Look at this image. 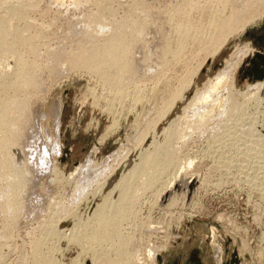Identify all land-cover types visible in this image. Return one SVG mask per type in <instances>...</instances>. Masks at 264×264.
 <instances>
[{"label":"rangeland","instance_id":"1","mask_svg":"<svg viewBox=\"0 0 264 264\" xmlns=\"http://www.w3.org/2000/svg\"><path fill=\"white\" fill-rule=\"evenodd\" d=\"M4 1L0 0V21H6H3L4 26L6 25L5 29L8 26H11V32L13 34H10L12 35L11 37L7 32L4 38L7 43L5 41L3 42L5 44H8V42H13V44L15 45V49H18L16 52L20 54L23 60H26L28 62V66L26 67V69L28 71H30L29 69H31V71L34 70V73H37L39 75L42 83L41 86L43 87V89L41 86V88H33L34 91H36L35 93H33V90V92H31L33 93V95L29 100V106L30 109H33L34 114L36 113V111L39 112L36 113L37 115L40 114V112H45L46 118L43 121V127L48 128L50 132L52 131V134L54 133V128L50 120L52 118L53 108L60 105L59 141L62 151H64L65 153L63 152L59 160L56 162L58 169L61 170V173L58 174L60 176L54 178V176L51 175L48 171H44L38 173L37 176L34 175V180H32L31 177V181L28 180L20 196L23 207L20 208L17 213H15L13 219H10L9 217L11 228L6 225L7 223H5V225H1L2 223L0 222V232L4 229L3 232L5 233V235H7H4L5 237L0 238V248H2V246L5 244V246L0 249V260L1 258L3 259L4 256H6V258L3 260L4 263L2 261L0 262V264H74L75 261H78V263L76 262L77 264H92L93 255L95 257L100 255V259H97L95 261V264H106L105 260L107 259L112 260V263H117L115 259L117 255L113 251L114 249H112L113 246H111L110 244L108 246V244L106 243L111 241L112 239L101 231H98L99 233H96L94 229L90 230L89 228V225H91V227L93 225L89 222V217L91 216L90 213L92 212L91 210H93L96 203H100L101 200L105 196H107L105 195L107 191V194L110 193V188H112L113 183L116 180H113L110 185H104L105 180L103 177H95L93 178V181L97 179L95 181H98L97 183H93L92 181H90L92 183H86L84 181V184L83 180H81V176V178H78V183L80 182L83 186H86V184H93V186H87V190V188L83 186H79V188L74 186L75 183L73 181H76L77 176L72 180V178L68 176L69 173L78 164H83L88 158L95 160L97 164H99V161L102 160L100 163L102 164L104 159L119 150L120 154L118 151V156L121 157L122 160L116 155L115 157L117 158L113 157V159L111 158L110 160L106 161L107 165L110 164L112 160L117 161L114 163L112 162L113 164H110V166H112V168L116 166L114 172L116 179H118L125 171L127 172L134 163L139 161V157L137 154H139L140 149L143 151L145 147H147L146 145H148L149 149L146 148V151H149L151 153L154 148L156 149V146L159 142H164L165 133L163 131H165L166 127L170 125L174 127L175 123L180 128L183 125V127H185L187 122L184 123V121H188L192 118L193 115L191 114L192 112L189 108H187L186 110L182 109L185 108V106L188 104L191 98H193L192 96H194L196 92L202 90V87H205V84L208 82L209 78H212L216 73L223 69L225 60L227 58L229 59L230 54L232 55L233 53H235V49H241L242 45V48L248 47L247 49H250L251 53H248L244 56L234 72L233 83L235 85L234 87L237 89L229 94L225 90H221L222 92H220L223 97L225 96L223 102L227 100L225 104L222 103L225 107H222L225 109V111L223 109V117L220 116L223 114L222 109H220V112L218 109H216L215 112H212L213 114L211 115V120L209 115L205 120L207 123L204 121V125L202 124V127H195L198 130L191 129V133V130L189 131L187 129L184 134L185 136H189L184 137L183 141L185 142H183L181 146H176V151L173 154L175 155L176 159H174L176 160V162L172 163V166L170 165L169 169L168 166L165 167L167 168V170L163 169V171H160L159 168L161 177L159 175L158 176L160 179L163 178L165 180L167 175L169 177V173H172L171 171L175 170L176 166L178 165L177 162L180 164L183 163L185 159L188 160L190 158L192 161L194 160L192 165L190 166L191 168L189 167L186 171L187 175L185 174L186 176H184L185 178H187L188 176L192 177V179L190 180L191 185L186 192L187 199L185 201V205H181L180 203H178L173 207L166 206V203L169 199H167L166 202L159 201L158 204H156L154 202L153 195L154 186L150 187L149 191L148 188H142V190L140 188L141 186L139 183L145 178V175H143L144 173L141 171L142 173L137 172L138 174H135L136 176H133V179H130V186L132 185V187L130 188L131 193H134L136 191L138 195L135 200L136 203L134 202L132 205L128 206L130 207L129 214L119 215L115 213L113 223L115 222L121 225L120 227L122 228H120V233L123 231V234H121L124 237H130L132 240L134 239V243L136 244L135 247L137 249L134 247V251L136 252L133 251V254H135V256H132L133 260L130 261L131 264H152V261L150 260V262L147 258V249L149 248L156 250L155 254L157 253V255L154 259L155 264H216L219 256H221L222 254L221 250L217 246L212 245L210 240L208 239L209 228H213L215 229L216 233H223L226 236V241L222 243L223 253H225L226 247H229L231 243L234 242V248L236 249V252L237 248L240 249L239 246H241V243L245 242V248H247H244V251L248 252L246 253L242 250L240 254L241 264H264V190H262V188H264V126H261V123H263L264 121V111L262 112V108L264 109V88L260 92V99L262 100V105L261 103L260 105L262 107H260V105L252 100V97H250L251 95L248 96L247 94L244 96V88L247 85L262 81L264 80V78H262V80H249V77H244L243 75L244 68L250 65L249 60L250 58H252V55L256 52L264 54V14L252 21H249L242 32L236 33L229 37L223 47L216 54H214V56H208L207 59L204 60V62L201 64V67H199L200 69H198L197 72L195 71L196 73L193 75V80L191 79L192 81L190 82V84L188 86H184L183 81H187L188 79H190L189 75L194 72V70L202 60V57L204 56L203 51H199V45L196 46V44H193L194 48L193 46H188V49L186 47V49H183L184 51H182V54L179 53V55L176 56L177 59L174 57L172 59L167 58L163 60L164 55L162 56V53L164 52L163 50L165 49V46L169 42H166V35H168V33L171 32L173 28H175L174 25H176V23L173 22V20L178 22L179 20L184 21V19H189V23H186L190 24V27L191 25L197 27L199 26L200 30L206 24L207 20L205 14L201 13V11L197 12L196 9L194 11L192 10V12L190 10L189 12H187L188 9L186 8L184 12L182 11L183 13H180V10H182V5L180 4L182 0H86V2L85 0H82L83 3L81 2V0H79L80 3L78 2L76 5L72 0H23L21 3L19 2L20 0H18V2L9 0L11 1V3L8 4V0ZM139 1H143L144 5H142L141 3L140 5ZM204 1L205 0H201V3H204ZM12 2L13 4H16L13 5ZM178 3L180 5H178ZM6 7H9V9H7ZM174 9H177L179 11ZM8 12H10L11 14ZM6 13L10 15L8 16V14L6 15ZM95 13L99 15H96ZM12 14L13 17L15 16L14 19L13 17L12 19L10 18ZM202 14L203 16H201ZM93 15H95L94 17H96V19L99 18V22L103 24L106 23L105 26L108 27V29L104 27L105 30H103L104 25L101 24L103 32L101 28V32L99 28V32H97L98 30H95L97 27H99L100 23H98L97 21H95V23L97 24H93L94 22L91 23L90 26L92 27H90V32L94 30L96 32H94L95 36L97 37L96 39L95 36L94 38H92L95 40L98 39L100 41L99 43V41L96 42L94 40L97 44H101L103 42V39H105L106 36L108 37V35L112 33V31H108L109 27H112V25L117 22L125 24V27L129 29V31L126 32V30L128 29L125 28L126 30L124 31L126 34L124 35L132 42L130 55L132 58V67L135 68L133 71L135 73L132 72L133 75H131V73L130 76H127L128 82L126 83L128 85L125 83L118 88L115 85L113 86L112 84H110V82L105 84L107 81L105 82L102 77H98L95 73H89V71L86 69H74V66L70 65V62L66 61L63 56L65 52L71 49H75L76 45L82 46L80 49L83 50L87 49L84 48L83 45L87 46L88 44L90 45L94 43L93 40H90L91 36L86 35L84 30H82L84 21L89 20V18ZM177 16L180 17L178 18ZM7 21L12 22H9L10 24L7 25ZM92 24L94 25V27ZM13 27L18 30L20 38L17 35V30V33L13 31ZM8 28L6 29L7 31ZM97 33L102 35V37H100V35H96ZM20 34L23 38H21ZM24 35L28 37L24 38ZM6 37L8 39H6ZM14 39L19 44L17 42L15 43V41H13ZM30 42L31 44L29 45ZM16 44L18 45L16 46ZM31 45L35 48V51H32ZM197 50L199 51V54ZM148 51L150 52V54ZM252 51L256 52L254 53ZM0 52L1 67L5 66V70L11 71L13 68V60L15 61L17 53H5L3 50H0ZM48 53H52L50 55H53L54 53L56 54V56H51L49 58L50 55ZM67 53L72 52L69 51ZM189 55L191 58L188 57ZM151 56L153 57V60ZM147 57L150 60V62L148 63ZM165 61L168 62L166 63ZM33 63H35L34 67ZM183 69L186 71V73ZM136 70H139L138 73L136 72ZM147 73H149L150 75ZM3 75L4 73L0 72V77ZM184 77L187 79H185ZM180 83L183 84V89L181 91L183 93L181 94V96H179V98L177 97L176 100L173 101V105L171 106L172 108H169L164 116H161V118L158 120L157 118L159 114H157V111L159 113V111L162 110L161 107H167V105H163H165L166 103L168 104L169 97L171 96V91L172 94H174L175 91L179 89L181 85ZM108 84L109 86H107ZM169 84L171 85V87ZM169 87L171 88V90L167 89ZM237 90L240 92H238ZM13 92V89H4L3 94L11 95L13 94ZM115 92H117V94ZM225 94L227 96L229 95V99L226 98L227 96ZM134 99L137 101H134ZM231 100L241 103V107L243 106L242 108L245 111L242 112L240 109L239 112H232L233 114H231L230 112L229 114L232 119L228 117L229 114L227 113L229 112L230 107H228L227 105ZM245 100L247 101V103ZM111 102L113 103L111 104ZM260 109L261 112L259 111ZM181 111H184L187 115L184 116V112ZM248 112L251 114H249ZM225 114H227L228 116ZM152 115L154 117H152ZM178 115L182 118L180 119ZM213 115H215V117H213ZM216 115H219L222 118V121L221 118L219 117V119ZM185 117H187L188 120H185ZM212 117L214 119H212ZM173 118L175 121L173 122L174 125H172ZM208 119L210 121H208ZM228 119L231 121L228 122ZM259 119H261L262 121ZM179 120L181 121V123ZM217 120L220 123L222 122L223 125L227 121L226 125H224L226 127L228 125L227 128L225 127L226 130H224L223 125L219 124ZM143 121L145 122V125ZM149 122L150 127L152 128L149 127ZM152 122L154 124L155 122H157V124L151 125ZM217 122L220 128L218 127ZM250 122H253L254 125L252 123L251 125L256 126V128L251 126ZM255 122H257V125H255ZM179 123L180 125H178ZM141 124L144 126H142ZM212 125H216L221 132H218L217 134L218 128L215 127V129H213L214 126L213 128H211ZM142 127L145 129H143ZM146 127L147 129L150 128V130H147ZM208 127L211 128L215 134L211 129H208ZM221 127H223V129ZM252 128H255L254 134H256L258 131L257 135L260 134L263 138H260V135L257 136L252 134ZM221 129L223 130V132ZM199 130H204L206 131V133L204 132L205 134H203V132L201 131L202 133L200 134ZM237 130L238 132H236ZM246 130H248V132ZM144 131L149 133H146V138L145 133H143ZM229 131L231 135L233 134L232 136L228 134ZM246 132L248 135L246 134ZM136 133L139 135V137ZM156 133L159 134L157 135ZM219 134L223 141L221 140V138L219 139ZM226 134H228V137L226 136ZM151 135L153 137L152 139H154L156 143H154L153 140L151 141ZM205 135H208L207 138ZM229 135L233 138L229 137ZM135 136L138 137V140L144 136L145 139H143L144 141L142 140L143 143L138 142V145H136L135 141L137 139ZM155 138H157V140ZM131 140H133L134 142ZM149 141L150 143L152 142L151 145H149ZM160 143L159 145L161 146L162 143ZM141 145L143 148L140 147ZM259 145L261 146V148H257L260 147ZM244 146H248L247 148L250 147L251 149L247 150V148H245ZM31 147L32 144L29 147V150ZM94 147L96 148L94 149ZM120 147L123 148L124 151H121L122 149L120 150ZM158 147L159 146H157V148ZM211 147H213V149ZM127 148L129 149V153L127 151ZM253 148L254 150L252 151ZM158 150L162 151V146L158 148ZM258 151H260L261 153ZM221 152H224L225 154L223 153V155ZM125 153L128 154L126 155ZM230 154L232 155V157ZM260 155L262 158L260 157ZM221 156L227 157H224L225 159H223ZM123 157L125 160L123 159ZM217 157H221L220 159L222 160L218 159ZM226 159L227 162L228 160L230 162L225 166V164L227 163ZM133 160L134 163H132ZM221 162L226 163L223 166V163ZM173 166L175 168H173ZM158 167L159 165L155 168L157 169ZM225 168H227V170H225ZM146 169L148 173L152 172V174H154V171H152L149 165L146 166ZM163 174L165 175V177ZM64 176H67V180L62 179ZM106 178H111L110 173L108 174V176H106ZM57 180L59 181L57 182ZM102 181H104L103 184H101ZM98 184L101 187H98ZM258 186L259 188H261L259 189ZM90 187H92L91 190ZM82 188H85L86 191H83ZM96 188L100 193L96 192ZM133 188L135 190L134 192ZM93 189H95L96 191L92 192L94 191ZM105 189L108 190L106 191ZM139 189L140 191H138ZM80 190L82 191V196H85H83L82 199L78 198L79 196L82 197L80 194L81 192L78 193ZM176 190L178 193L182 192L181 188H178ZM75 194L79 196L77 197V195ZM113 195L115 194L113 193ZM75 196L77 199L74 198ZM177 197L179 198L180 195H178ZM113 198H115V196H113ZM74 199H76L77 201H74ZM48 201H50V203L59 202V204L62 203V205L64 204V206L70 205L69 207H67V209L69 208L68 211L71 212L72 216L76 212V215H74L76 218L78 216V218L80 219V217L82 216L77 224H79L80 221L83 222L86 217L87 220H85L83 223H89L83 224L81 222L84 226L80 223L79 225H82L81 228L79 226L81 232L77 231L76 233L75 230L78 229L76 227L77 224H73V226L76 227L75 229L74 227L71 228L72 222L74 221L73 218L69 217L68 220H65L64 217L66 216H64V214L62 213H59V215L62 214L60 217L58 215V212L56 213L54 209V211H49L50 215L48 211L43 214V209L46 207ZM80 201H82V204L79 203ZM75 203L79 204L77 205ZM74 205H76V208L77 206L80 207L76 209L74 208ZM74 209H76L75 213L73 212ZM52 214H54L53 217L51 216ZM46 215L48 217H46ZM57 218L63 220H60V222L58 223L57 221L59 220H57ZM47 219H49L50 223H53L55 220H57L51 225H54L55 223L58 224L57 226L59 231H62L59 233V236L58 233H54L55 235L52 233L49 234V236L45 234V229H43V227L46 228L47 226H50V223H48ZM1 226L5 228H2ZM63 227H65V229H63ZM69 228L70 230L74 229L72 230L74 234L69 230ZM42 229L44 231H41ZM63 231H65V233H63ZM82 232H84V234ZM78 233L80 235L83 234L82 237H84V240L89 238L90 240H93V242L89 241V239L85 240V242H82L84 240ZM205 234L207 236H205ZM46 235L48 236V238L46 237ZM70 236L72 237V240L75 237L74 241L79 240L81 246H79V241L77 244L74 241H72L71 243L68 242V239L69 241L71 240ZM6 237H11L9 239V242H7L8 239ZM41 237H43L45 240ZM63 237L67 239L63 240ZM78 237L81 239H79ZM30 238L33 239V242L38 239L40 240V243L43 241L41 243V245L43 246L39 244V249L34 250L33 244L31 243L32 239ZM59 238L60 242L58 241ZM98 238H100L99 242L94 241ZM86 241L88 242L86 243ZM89 242L92 244H89ZM89 246L90 248H88ZM80 247L82 248V250ZM84 247L86 249H84ZM58 249L60 250V252ZM115 249L118 251L119 249H121V246L115 245ZM136 256L137 259L135 258ZM258 257H260V259ZM75 258H77V260Z\"/></svg>","mask_w":264,"mask_h":264},{"label":"bare ground","instance_id":"2","mask_svg":"<svg viewBox=\"0 0 264 264\" xmlns=\"http://www.w3.org/2000/svg\"><path fill=\"white\" fill-rule=\"evenodd\" d=\"M2 1V0H1ZM4 1V0H3ZM9 1V0H8ZM12 1V0H11ZM11 1L7 2L8 3H11ZM15 2H18V0H14ZM23 0H20L19 2L21 3ZM73 3L76 5L79 0H72ZM84 1V0H83ZM88 1V0H87ZM137 1V0H136ZM5 2V1H4ZM82 2V0H81ZM86 2V0H85ZM1 3V2H0ZM18 3V4H20ZM80 3V2H79ZM83 3V2H82ZM142 4L144 5V2L142 1H139V4ZM6 4V3H5ZM13 4V2H12ZM16 4V3H15ZM13 4V5H15ZM140 4V5H141ZM182 6V10H180V13L187 8L189 12V10L192 12V10L194 11L195 9L197 10V12H200L201 13H204L205 16H206V24L202 27V29L200 30L199 26H192L190 27V24H187L189 23L188 20L189 19H184V21H180L178 18L180 17H176L179 21H174L176 23L175 28H173V30H171V32L168 33V35H166V42L167 45L165 46V49L163 50L164 52L162 53V57L163 60L165 59H172V58H176L177 55H179V53L182 54V51H184L183 49H188V46L192 47L193 44H196L199 45V48L200 49L199 51H203V54L204 56L202 57V60L200 61V63L198 64V66L196 67V69L194 70V72L189 75L190 79H188L187 81H183V84L184 86H188L190 84V82L193 80L192 77L193 75L197 72L198 69H200L199 67H201V64L204 62L205 59H207L208 56H214V54H216L222 47L223 45L226 43V41L228 40L229 37H231L232 35L236 34V33H239V32H242L244 27L247 25V23L249 21H252L258 17H260L261 15L264 14V0H205L204 3H201V0H182V2L180 3ZM178 3V5H180ZM7 6V5H6ZM27 6V5H26ZM33 7V5H32ZM31 7V8H32ZM180 7V6H179ZM178 7V8H179ZM4 8V7H3ZM7 9H9V7H6ZM137 8V7H136ZM176 8V7H174ZM180 9V8H179ZM174 10H177V9H174ZM13 11V10H12ZM179 11V10H177ZM176 11V13H177ZM20 12V11H19ZM182 12V13H183ZM190 12V13H191ZM10 13V12H8ZM6 13V15L8 14ZM97 13V12H96ZM95 13V14H96ZM196 13V11H195ZM11 14V13H10ZM8 14V16L10 15ZM21 14V13H20ZM101 14V13H100ZM103 14V13H102ZM186 14V13H185ZM188 14V13H187ZM4 15V14H3ZM16 15V14H15ZM96 15H99V14H96ZM183 15V14H181ZM17 16V15H16ZM22 16V15H20ZM95 15H93L92 17L89 18V20H85L84 21V25L82 27V30H84V32L86 33V35L88 36H91V39L90 40H93L94 43L92 44H88L87 46H84V48H87V49H83L81 50L80 48L82 46L80 45H76L75 49H71L69 50L70 52L72 53H67L65 52L63 54L64 58L66 59V61H69L70 62V65L74 66V69L77 70L78 69H86L89 71V73H95L98 77H102L103 80H105V84H107L108 82H110V84H112L113 86L115 85L116 87L119 88V86H122L124 85L126 82H128V75L130 76V74L132 72H134L133 70L135 69L134 67H132V58H131V53H130V48H132V42L131 40H129L127 37H125L124 34L126 29L125 27V24L123 23H115L112 25V27H109V30L108 31H112V33L110 35H108V37L106 36L105 39H103V42L101 44H97L95 43V41H99L98 39L95 40L97 37L95 36V31L100 30V28L102 27L101 22H99V18L96 19V17H94ZM200 16V15H199ZM203 16V14L201 15ZM13 17V14L10 16V18L12 19ZM99 17V16H97ZM102 17V15H101ZM100 17V18H101ZM187 17V16H186ZM194 17V16H193ZM2 18V17H1ZM15 18V16L13 17V19ZM188 18V17H187ZM201 18V17H200ZM9 20V18H8ZM20 20V19H19ZM171 20V19H170ZM194 20V19H193ZM4 21V20H3ZM3 21L1 20L0 21V50H3L5 53H10V54H15L17 53L15 49V45L13 44V42L9 43L8 44H5L3 41L7 32L9 33L8 35L12 37V35L10 34H13L11 32V26L8 28V31L5 29L6 25L4 26V23ZM95 21H97L98 23H100L99 27L96 28V30L94 31H91L90 32V26L91 23L93 24H97L95 23ZM6 22V21H4ZM7 25L10 24L12 21H7ZM10 22V23H9ZM20 22V21H19ZM26 22V21H25ZM171 22V21H170ZM187 22V23H186ZM193 22V21H192ZM203 22V21H202ZM201 23V22H199ZM92 24V25H93ZM194 24V23H193ZM16 25V23H15ZM97 25V26H98ZM103 28L106 27V29H108L105 24H103ZM94 27V25H93ZM171 27V26H170ZM14 28V27H13ZM126 28V29H125ZM141 28V27H140ZM172 28V27H171ZM10 29V30H9ZM15 29V30H14ZM13 31L16 32V28H14ZM19 29V28H18ZM99 30L97 32H99ZM102 30V28H101ZM100 30V32H101ZM105 30V28L103 29ZM102 30V32H103ZM143 30V29H142ZM11 33H10V32ZM24 31V30H23ZM124 31V32H123ZM129 31L126 30V32ZM159 31V30H158ZM14 32V33H15ZM18 32V30H17ZM16 32V33H17ZM25 32V31H24ZM95 32V33H94ZM105 32V31H104ZM140 32V31H139ZM144 32V31H143ZM84 33V34H85ZM107 33V32H106ZM110 33V32H108ZM129 33V32H128ZM104 34V33H103ZM15 35V34H14ZM19 36V32L17 34ZM21 35V34H20ZM23 35V33H22ZM21 35V38H23ZM96 35H100V34H96ZM106 35V34H105ZM104 35V36H105ZM7 36V37H9ZM16 36V35H15ZM14 36V38H15ZM17 36V38H18ZM25 36V35H24ZM95 36V39H93ZM6 37V39H8ZM28 36H25L24 38H27ZM93 37V38H92ZM100 37H102V35H100ZM20 38V36H19ZM99 38V37H98ZM17 40V39H16ZM95 40V41H94ZM11 41V40H10ZM15 41V39L13 40ZM89 41V40H88ZM102 41V40H101ZM6 42V41H5ZM17 41H15L16 43ZM92 42V41H91ZM165 42V41H164ZM7 43V42H6ZM18 43V42H17ZM100 43V41H99ZM19 44V43H18ZM16 44V46L18 45ZM31 44V42L29 43V45ZM145 45V44H144ZM165 45V44H164ZM80 46V47H79ZM161 47V46H160ZM243 47V45H242ZM241 49H235V53H233L232 55L230 54V57L229 59L227 58L225 60V65L223 66V69H221L218 73H216L212 78H209L208 79V82L205 84V87H202V90H199L198 92H196L194 94V96H192L193 98H191V100L188 102V104L185 106L184 109L182 110H186L187 108H189L191 110V114L193 115L191 119L188 120L187 117H185L184 119L185 120H188V121H184L187 122L185 127L181 126V128L179 126L176 125L175 123V126L172 127L171 125L166 127L165 128V131H163L165 133V138H164V142L162 143L161 141V146H162V151L161 150H158V148H160L161 146H159L157 148L156 146V149L154 148L153 151H151V153L149 151H146L148 148V145H146L147 147H145V151L143 152L140 148V152L138 155V159L139 161L134 163V160L132 163H134L131 168H129V170L125 173H123L118 179H116L115 177V168H112V166H110V164H113L114 162H117V161H113L107 165L106 161L107 160H110L111 158L113 159V157H115L116 155L118 156V151L117 150L116 152H114L113 154L109 155L106 159L103 160L102 164L101 161H99L100 163L97 164L95 160L93 159H90L88 158L83 164H78L70 173H69V177L73 179H75V177L77 176V179L76 181H73L75 184L74 186L78 187H82L83 185L79 182L78 183V178H81L82 176V179L83 180V183L85 184L86 183H97L95 182L97 179H95V181H93V178L95 177H103L104 180H105V184H109L113 181V180H116L114 183H113V186L112 188H110V193L106 194L107 196H103L102 200L100 203H96V205L94 206L93 210H91L92 212L90 213L91 216L89 217V222L90 224H93L92 227L91 225H89L88 227L91 229H94L96 231V233H99L98 231H101L103 232L105 235H107L109 238H111L112 240L109 241V242H106L109 246V244L111 246H113L112 249H114L113 251L115 252V254L117 255L116 256V262L117 263H112V260L110 259H107L105 260L106 261V264H131L130 261L133 260L132 256L135 254H133V251L134 249L136 248L135 247V243H134V239L132 240L130 237H124L121 233H120V227L121 225L120 224H117V223H113V218H114V214L117 213L119 215H126V214H129V210H130V207H128L129 205H132L136 198H137V192L134 190L133 188V192L134 193H131V190L130 188L132 187V185L130 186V179H133V176L135 177L136 175L135 174H138L137 172H143L145 175V178L140 181V188L142 190V188L146 189L148 188V191H149V188L150 187H153L154 186V192H153V195H154V202L156 204H158L159 201H163V202H166L167 199L168 202L166 203V206H170V207H173L175 206L176 204L180 203L181 205H185V201L187 199V196H186V192L188 191L189 189V186L191 185V182L190 180L192 179V177L188 176L187 178H185L184 176H186V171L188 170V168L192 165L193 161L190 159H185V161L183 163H178L177 162V166L176 168L173 166V168H175L174 171H171L172 173H169L170 176L166 177V179L163 180L159 178L160 176V172H159V168H160V171H163V169H166L165 167L168 166V169L170 167V165L172 166V163L176 162V158H175V155H173L175 153V149H176V146H181L183 142V139L185 136V131H187V129L190 131L191 129H196L195 127H202V124L204 123V121L206 120V117L208 118V116L210 117V120H211V115L213 114L212 112L216 111V109L219 110L220 112V109H223L225 108L223 105L226 103V101L223 102V99L224 97L221 95L220 92H222L223 90H225L228 94L231 93L232 91H234L235 88L234 86V83H233V79H234V72L235 70L237 69L238 65L240 64L241 60L244 58V56L248 53H251L250 49H247V48H242ZM194 48V46H193ZM238 48V47H237ZM251 48V47H250ZM31 49L32 51L34 50L35 51V48L31 45ZM77 51V52H76ZM194 51V50H193ZM198 51V50H197ZM199 51H198V54H199ZM134 52V51H133ZM146 52V51H145ZM149 52V51H148ZM191 52V51H190ZM254 52V51H252ZM256 52V51H255ZM254 52V53H255ZM1 53V52H0ZM67 53V54H66ZM156 53V52H155ZM184 53V52H183ZM49 55L52 54V53H48ZM136 54V53H135ZM150 54V52H149ZM161 54V53H160ZM189 54V53H188ZM192 54V53H191ZM190 54V55H191ZM1 55V54H0ZM152 55V54H151ZM190 55L188 57H190ZM197 55V54H196ZM54 57L56 56V54L53 53V55H50V57ZM133 56V55H132ZM160 56V55H159ZM198 56V55H197ZM196 56V57H197ZM152 57V56H151ZM180 57V56H179ZM178 57V58H179ZM187 57V58H188ZM195 57V58H196ZM146 58V57H145ZM160 58V59H162ZM191 58V57H190ZM193 58V59H195ZM177 59V58H176ZM180 59V58H179ZM147 63L150 62V60L148 59L147 57ZM152 60H153V57H152ZM183 60V59H182ZM189 60V59H188ZM187 60V61H188ZM139 61V60H138ZM171 61V60H170ZM142 62V61H141ZM140 62V63H141ZM161 62V61H160ZM166 62V61H165ZM168 62V61H167ZM166 62V63H167ZM175 62V61H174ZM28 62L26 60H23V58L20 56V54L17 53L16 57H15V61L13 60V68L11 71L9 70H5L4 67H1V63H0V72L1 73H4L3 76L0 77V196H1V200H0V222L2 223L1 225H5V223H7L6 225H8L10 228H11V222L9 221V217L10 219H13L14 218V215L15 213H17V211L20 210V208L23 207V203H22V200L20 199V196L22 194V190L24 188V186H26L28 180L31 181V177H32V180H34V175L37 176L38 173H41V172H49L51 175L54 176V178H56L57 176H60L58 175L59 173H61V170L58 169L57 167V161L59 160L60 156L63 154L64 151H62V148H61V145H60V139H59V125H60V113H59V106L58 105L57 107L53 108V113H52V118H51V123L53 125V128H54V133L52 134L48 128L46 127H43V121L45 120L46 118V115H45V112H40V114H36V113H39L36 111V115L34 114V111L33 109H30V106H29V100L30 98L32 97L33 93H35L34 89L33 88H38L42 85L41 83V80L39 78V75L37 73H34V70L31 71V69H29L30 71H28L26 69V67L28 66L27 64ZM146 63V62H145ZM162 63V62H161ZM165 63V64H166ZM170 63V62H169ZM172 63V62H171ZM178 63V62H177ZM182 63V62H181ZM34 64L33 63V67H34ZM133 64H136V63H133ZM144 64V63H143ZM155 64V63H154ZM140 65V64H139ZM150 65V64H149ZM152 65V63H151ZM150 65V66H151ZM167 65V64H166ZM177 65V64H176ZM179 65V64H178ZM186 65V64H185ZM191 65V64H190ZM134 66V65H133ZM169 66V64H168ZM167 66V67H168ZM181 66V65H180ZM179 66V67H180ZM187 66V65H186ZM137 67V66H136ZM162 67V66H161ZM164 67V66H163ZM185 67V66H184ZM139 68V66H138ZM145 68V67H144ZM157 68V67H156ZM186 68V67H185ZM150 69V68H148ZM168 69V68H167ZM153 70V69H152ZM184 70V69H183ZM139 71V70H138ZM138 71L136 70V72L138 73ZM170 71V70H169ZM174 71V70H173ZM185 71V70H184ZM196 71V72H195ZM239 71V70H238ZM149 72V71H148ZM163 72V71H161ZM166 72V71H165ZM135 73V72H134ZM170 73V72H169ZM180 73V72H179ZM186 73V71H185ZM184 73V74H185ZM88 74V73H87ZM94 74V75H95ZM149 74V73H147ZM156 74V73H155ZM160 74V73H159ZM166 74V73H165ZM92 75V74H91ZM95 75V76H96ZM133 75V73L131 74ZM135 75V74H134ZM139 75V74H138ZM143 75V74H142ZM150 75V74H149ZM154 75V74H153ZM187 75V76H188ZM162 76V75H161ZM148 77V76H147ZM158 77V76H157ZM139 78V76H138ZM176 78V77H175ZM179 78V77H178ZM185 78V77H184ZM153 79V78H152ZM180 79V78H179ZM187 79V78H185ZM192 79V80H191ZM102 80V79H101ZM133 81V80H132ZM99 82V81H98ZM173 83V82H172ZM127 84V83H126ZM179 84V83H178ZM181 84V83H180ZM183 84L180 85L179 89L177 91H175L174 94H172V91H171V96L169 97V100H168V104L164 103L165 105L163 106H166V108H162L161 111H157V114L158 115V120L161 118V116H164V114L166 113V111L169 109V108H172L171 106L173 105V101L176 100V98L179 96H181V94L183 92L182 89H183ZM203 84V83H202ZM110 85V86H112ZM128 85V84H127ZM126 85V86H127ZM168 85V84H167ZM170 85V84H169ZM204 85V84H203ZM109 86V84L107 85ZM124 86V87H126ZM134 86H135V83H134ZM137 86V85H136ZM42 87V86H41ZM40 87V88H41ZM167 87V86H166ZM171 87V85H170ZM169 87V88H170ZM39 88V89H40ZM117 88V89H118ZM121 88V87H120ZM167 88L168 90H171V88L169 89ZM186 88V87H185ZM264 88V80L262 81H258V82H254L250 85H247L244 89V96L248 94L251 95L250 97H252V100L255 101L258 105H262V100L260 99V92L263 90ZM4 89H13V94L11 95H4L3 94V91ZM37 89V90H39ZM43 89V87H42ZM105 89V88H104ZM113 89V88H112ZM177 89V88H176ZM197 89V88H196ZM34 92H33V91ZM41 90V89H40ZM95 90V89H94ZM129 90V89H128ZM137 90V89H136ZM167 90V91H168ZM222 90V91H221ZM142 91V90H141ZM140 91V92H141ZM174 91V90H173ZM238 91V90H237ZM236 91V92H237ZM21 92V93H20ZM33 92V93H31ZM38 92V91H37ZM138 92V91H137ZM139 92V94H140ZM166 92V91H165ZM194 92V91H193ZM240 92V91H238ZM117 94V92H115ZM121 93V92H120ZM112 94V92H111ZM168 94V95H170ZM241 94V93H240ZM120 95V94H119ZM122 95V94H121ZM137 95V94H136ZM226 95V94H225ZM162 96V95H161ZM227 96V95H226ZM143 97V96H142ZM160 97V96H159ZM164 97V96H163ZM167 97V96H166ZM229 95L226 97L227 99ZM105 98V97H104ZM111 98V97H110ZM121 98V97H120ZM143 99V98H142ZM167 99V98H166ZM118 100V99H117ZM138 100V98H137ZM134 99V101H137ZM234 100V99H233ZM231 100L229 103H228V107H229V112H227L228 114L231 112V114L233 113H236V111H241L242 112H245L243 110V106L241 107V103H239L238 101L235 102ZM248 100V99H247ZM164 101V100H163ZM246 101V100H245ZM110 102V101H109ZM117 102V101H116ZM165 102V101H164ZM241 102V101H240ZM113 102H111L112 104ZM224 103V104H222ZM245 103V102H244ZM247 103V101H246ZM255 103V104H256ZM103 104V103H102ZM131 104V103H130ZM159 105V104H158ZM161 105V104H160ZM243 105V103H242ZM247 105V104H246ZM249 105V103H248ZM260 105V107H262ZM55 106V105H54ZM110 106V105H109ZM108 106V107H109ZM121 106V105H120ZM226 106V107H227ZM254 106V105H253ZM224 107V108H222ZM227 107V108H228ZM248 107V106H247ZM258 107V106H256ZM259 107V108H260ZM103 108V107H102ZM253 108V107H252ZM132 109V108H131ZM159 109V108H158ZM246 109V108H245ZM250 109V108H248ZM217 110V111H218ZM227 110V109H226ZM247 110V109H246ZM117 111V110H116ZM115 111V112H116ZM221 111V112H222ZM225 111V109H224ZM224 111L221 113L223 117L224 115ZM256 111V110H255ZM261 112V109L259 110ZM258 111V112H259ZM264 111V109L262 108V112ZM181 112H184V111H181ZM187 112V111H186ZM233 112V113H232ZM251 112V111H250ZM218 113V112H217ZM226 113V112H225ZM247 113V112H246ZM249 113V112H248ZM150 114V112H149ZM251 114V113H249ZM261 114V113H260ZM148 115V114H147ZM156 115V114H155ZM187 114H185L184 112V116H186ZM190 115V114H189ZM219 115H216L218 118L220 117ZM227 115V114H225ZM236 115V114H235ZM239 115V113H238ZM256 115V114H255ZM179 116V115H178ZM178 116H177V119H178ZM183 116V114H182ZM191 116V115H190ZM228 116V115H227ZM232 116V115H231ZM237 116V115H236ZM244 116V115H243ZM152 117H154L152 115ZM180 119L182 118L181 116H179ZM213 117H215V115H213ZM212 117V119H214ZM225 117V116H224ZM229 118L232 119V117H230V114L228 116ZM241 117V116H240ZM251 117V116H250ZM155 118V119H156ZM187 118V119H186ZM221 118V117H220ZM219 118V119H220ZM234 118V117H233ZM245 118V117H244ZM247 118V117H246ZM258 118V117H256ZM183 119V120H184ZM225 119V118H223ZM236 119V118H235ZM239 119V117H238ZM249 119V118H248ZM247 119V120H248ZM182 120V121H183ZM208 119V121H210ZM227 120V118H226ZM224 120V121H226ZM253 120V119H252ZM261 120V119H259ZM118 121V119H117ZM177 121V120H176ZM180 121V120H179ZM218 121V120H217ZM221 121H222V118H221ZM231 121L228 119V122ZM254 121V120H253ZM262 121V120H261ZM142 122V121H141ZM144 122V121H143ZM175 122L174 121V118L172 120V123ZM206 122V121H205ZM219 122V121H218ZM217 122V125L219 127V124L223 125L222 122L218 124ZM233 122V121H232ZM237 122V120H236ZM246 122V121H245ZM249 122V121H248ZM259 122V121H258ZM113 123V122H112ZM136 123V122H134ZM170 123V122H169ZM171 123V124H172ZM181 123V121H180ZM180 123L178 125H180ZM207 123V122H206ZM216 123V122H215ZM225 123V122H224ZM227 123V121H226ZM226 123L224 125H226ZM251 123L253 124V122H250V125ZM257 122H255V125ZM261 123V122H260ZM117 124V123H115ZM147 124V123H146ZM155 124H157V122H155ZM153 122L151 125H155ZM168 124V123H167ZM113 125V124H112ZM142 125V124H141ZM144 125H145V122H144ZM142 125V126H144ZM148 125V124H147ZM169 125V124H168ZM174 125V123L172 124ZM204 125V124H203ZM224 130H226L227 127L224 126ZM236 125V123H235ZM249 125V126H250ZM254 125V124H253ZM251 125V126H253ZM264 126V121L263 123H261V126ZM138 126V125H137ZM206 126V125H205ZM214 126V128H213ZM248 126V127H249ZM117 127V125H116ZM140 127V126H139ZM148 127V126H147ZM146 127V129H147ZM149 127H150V122H149ZM155 127V126H154ZM215 127H217L216 125H212L211 128L215 129ZM217 127V128H218ZM223 127H221L223 129ZM226 127V128H225ZM233 127V126H232ZM235 127V126H234ZM247 127V126H246ZM256 128V126H253ZM143 128V127H142ZM152 128V127H150ZM147 129V130H150ZM208 127V129H211ZM220 128V127H219ZM218 128V130H219ZM250 128V127H249ZM254 128V129H255ZM145 129V128H143ZM174 129V130H173ZM203 129V128H202ZM206 129V130H208ZM221 129V130H222ZM244 129V128H243ZM253 129V128H252ZM254 129L252 130V134H254ZM52 130V129H51ZM142 130V129H140ZM139 130V131H140ZM164 130V129H163ZM198 130V129H196ZM205 130V129H204ZM202 131L203 134L206 133V131ZM212 130V129H211ZM217 130V134L218 132L220 133L221 131ZM233 130V129H232ZM236 130V129H235ZM234 130V131H235ZM239 130V129H238ZM238 130L236 132H238ZM249 130V129H248ZM248 130H246L248 132ZM258 130V129H257ZM255 130V131H257ZM138 131V130H137ZM176 131V132H175ZM188 131V132H189ZM194 131V130H193ZM200 131V130H199ZM200 131V134L202 133ZM213 131V130H212ZM149 132V131H148ZM162 132V133H163ZM205 132V133H204ZM223 132V130H222ZM232 132V131H231ZM246 132V134H247ZM251 132V130H250ZM249 132V134H250ZM260 132V131H259ZM138 133V132H137ZM136 133V134H137ZM142 133V132H141ZM145 133V138H146V135L149 134L147 132H143ZM147 133V134H146ZM191 133H192V130H191ZM199 133V132H198ZM214 133V131H213ZM241 133V132H240ZM258 133V131H257ZM254 134V135H257ZM135 134V135H136ZM152 134V133H151ZM155 134V133H154ZM157 134V133H156ZM159 134V133H158ZM157 134V135H158ZM189 134V133H188ZM212 134V133H211ZM215 134V133H214ZM228 134H230V131L228 132ZM228 134H226V136L228 137ZM138 135V134H137ZM136 135V136H137ZM139 135H140V132H139ZM138 135V137H139ZM142 135V134H141ZM225 135V134H224ZM223 135V136H224ZM231 135V134H230ZM229 135V137H231ZM236 135V134H235ZM234 135V136H235ZM239 135V134H238ZM248 135V134H247ZM260 135V134H259ZM257 135V136H259ZM135 136V137H136ZM189 136V135H188ZM187 136V137H188ZM206 136V135H205ZM208 136V135H207ZM206 136V138H207ZM216 136V135H215ZM136 137V139L138 138ZM158 137V136H157ZM219 139L221 138L220 137V134H219ZM225 137V136H224ZM254 137V136H253ZM256 137V136H255ZM262 136L260 135V138ZM103 138V137H102ZM101 138V139H102ZM144 136L142 138H140L138 141L134 138V140H136L135 144L138 145L137 143L139 142H142L143 139H145ZM152 135H151V141L153 140L154 143H156L154 141V139H152ZM209 138V137H208ZM226 138V137H225ZM233 138V137H231ZM249 138V137H248ZM259 138V139H260ZM263 138V137H262ZM157 140V138H155ZM188 139V138H187ZM186 139V141H187ZM230 139V138H229ZM247 139V138H245ZM99 140V139H98ZM128 140V139H127ZM222 140V138H221ZM227 140V139H226ZM225 140V141H226ZM240 140V139H239ZM252 140V139H251ZM133 141V140H131ZM144 141V140H143ZM196 141V140H195ZM214 141V140H213ZM223 141V140H222ZM224 141V142H225ZM234 141V140H233ZM262 141V140H261ZM101 142V141H100ZM99 142V143H100ZM130 142V140H129ZM134 142V141H133ZM132 142V143H133ZM229 142V141H228ZM241 142V141H240ZM239 142V143H240ZM243 142V141H242ZM257 142V141H256ZM263 142V141H262ZM143 143V142H142ZM150 143V141L148 142ZM217 143V142H216ZM222 143V142H221ZM236 143V142H235ZM244 143V142H243ZM32 144V147L30 148L29 150V147L31 146ZM96 144V143H95ZM134 144V143H133ZM152 142L149 144L151 145ZM214 144V143H213ZM229 144V143H228ZM233 144V142H232ZM261 144V143H260ZM135 145V146H136ZM235 145V144H234ZM237 145V144H236ZM239 145V144H238ZM241 145V144H240ZM243 145V144H242ZM247 145V143H246ZM256 145V144H255ZM258 145V143H257ZM264 145V144H263ZM97 146V145H96ZM122 146V145H121ZM155 146V145H154ZM210 146V145H209ZM221 146V145H220ZM227 146V145H226ZM233 146V145H231ZM249 146V145H248ZM247 146V147H248ZM260 146V145H259ZM142 147V145L140 146ZM230 147V146H229ZM245 147V146H244ZM245 147V148H247ZM256 147V146H255ZM263 147V146H262ZM96 147H94L95 149ZM136 148V147H135ZM143 148V147H142ZM147 148V149H146ZM178 148V147H177ZM213 149V147H211ZM218 148V147H217ZM216 148V149H217ZM257 148H261L260 147H257ZM122 149V150H121ZM128 149V148H127ZM210 149V148H209ZM248 149H251L250 147L247 148ZM97 150V149H96ZM120 150L121 151H124L123 148L120 147ZM126 150V148H125ZM135 150V149H133ZM215 150V149H214ZM242 150V149H241ZM245 150V149H244ZM254 150V148L252 149V151ZM261 150V149H260ZM128 153H129V149L127 150ZM126 151V152H127ZM209 151V150H208ZM223 151V149H222ZM243 151V150H242ZM178 152V150H177ZM260 152V151H258ZM257 152V153H258ZM263 152V151H262ZM65 153V152H64ZM121 153H124V152H121ZM128 153H125L126 155ZM216 153V152H215ZM219 153V152H218ZM222 153V152H221ZM224 153V152H223ZM222 153V154H223ZM245 153V152H244ZM247 153V152H246ZM256 153V152H254ZM253 153V154H254ZM261 153V152H260ZM119 154H120V151H119ZM225 154V153H224ZM223 154V155H224ZM243 154V153H242ZM264 154V152H263ZM262 154V155H263ZM114 155V156H113ZM125 155V156H126ZM136 155V154H135ZM134 155V156H135ZM164 155V156H163ZM231 155V154H230ZM229 155V156H230ZM249 155V154H248ZM255 155V154H254ZM259 155V154H258ZM121 156V155H120ZM220 156V155H219ZM246 156V155H245ZM251 156V155H250ZM119 157V156H118ZM127 157V156H126ZM193 157V156H192ZM214 157V156H213ZM222 157V156H221ZM220 157V158H221ZM225 157V156H224ZM224 157H222L223 159H225ZM232 157V155H231ZM240 157V156H239ZM261 157V155H260ZM117 158V157H115ZM121 158V157H119ZM136 158V157H135ZM175 158V159H174ZM187 158V157H186ZM218 158V157H217ZM218 158V159H220ZM262 158V157H261ZM124 159V157H123ZM213 159V158H212ZM228 159V158H227ZM227 159H226V162H227ZM231 159V158H230ZM246 159V158H245ZM243 159V160H245ZM249 159V158H248ZM116 160V159H115ZM122 160V158H121ZM125 160V159H124ZM175 160V161H174ZM222 160V159H220ZM252 160V159H251ZM250 160V161H251ZM236 161V160H235ZM235 161H234V164H235ZM124 162V161H123ZM216 162V161H215ZM224 162V161H223ZM221 162V163H223ZM225 162V163H226ZM230 161L228 160V162L225 164L223 163V166L225 164V166L229 163ZM243 162V161H241ZM120 163V161H119ZM250 163V162H249ZM116 164V163H115ZM248 164V163H247ZM149 165V167L152 169V171H154V174L151 173H148L147 169H146V166ZM159 165V167L156 169L155 167H157ZM176 165V164H175ZM246 165V164H245ZM194 166V165H193ZM218 166V165H217ZM222 166V165H221ZM237 166V165H236ZM235 166V167H236ZM239 166V165H238ZM242 166V165H241ZM220 167V166H219ZM244 167V166H243ZM126 168V167H125ZM191 168V167H190ZM146 169V171H145ZM225 170H227V168H225ZM145 171V172H144ZM107 172V174H106ZM121 172V171H120ZM141 172V173H142ZM110 173V176L111 178H106V176H108V174ZM122 173V172H121ZM63 174V173H62ZM162 174V173H161ZM186 174V175H185ZM191 174V173H190ZM193 174V173H192ZM159 175V176H158ZM164 175V174H163ZM63 176V175H62ZM51 177V176H50ZM68 177V178H69ZM139 177V176H138ZM161 177V176H160ZM165 177V175H164ZM252 177V176H251ZM53 178V180H54ZM67 176H64L62 179H66ZM98 178V179H99ZM102 178V179H103ZM246 178V177H245ZM249 178V177H248ZM59 179V178H58ZM70 179V178H69ZM68 179V181H69ZM138 179V178H137ZM136 179V180H137ZM67 180V179H66ZM71 180V181H72ZM80 180V181H81ZM160 180V181H159ZM162 180V181H161ZM251 180V178H250ZM59 180H57L58 182ZM61 181V180H60ZM85 181V182H84ZM92 181V182H90ZM101 182V181H100ZM104 181H102L101 184H103ZM138 182V181H137ZM136 182V184H137ZM259 182V181H258ZM62 183V182H61ZM68 183V182H66ZM65 183V184H66ZM264 184V183H263ZM71 185V184H70ZM89 185H92L93 184H89ZM88 184H86V186H83V187H86L89 186ZM97 186V185H96ZM157 186V187H156ZM262 186V185H261ZM98 187H101L99 186L98 184ZM102 187H105V186H102ZM75 188V187H74ZM92 187H90V190H91ZM95 188V187H94ZM178 188H181L182 192L178 193L176 189ZM259 188V186H258ZM261 188V187H260ZM259 188V189H260ZM72 189V188H71ZM81 189V188H80ZM83 189V188H82ZM75 190V189H74ZM88 190V188H87ZM94 191L92 192H99L98 189L96 188L93 189ZM102 190V189H101ZM262 190H264V188H262ZM261 190V191H262ZM77 191V190H76ZM83 191H86L85 188L83 189ZM140 191V189L138 190ZM81 192V193H80ZM105 192V191H104ZM75 193V192H74ZM78 193L81 194L82 196V191L80 190ZM100 193V192H99ZM113 193L115 195H113ZM177 193V194H176ZM85 194V193H83ZM90 194V192H89ZM92 194V193H91ZM190 194V193H189ZM74 195V194H73ZM77 195V194H75ZM95 195V193H94ZM93 195V196H94ZM180 195V197L178 198L177 196ZM79 195H77L78 197ZM84 196V195H83ZM82 197H78V198H83ZM100 196V195H99ZM113 196H115V198H113ZM152 196V195H151ZM72 197V196H71ZM85 197V196H84ZM87 197V196H86ZM166 197V198H164ZM73 198V197H72ZM71 198V199H72ZM76 198V196L74 197ZM91 198V197H90ZM94 198V197H93ZM77 199V198H76ZM74 199V201L76 200ZM80 199V200H81ZM86 199V198H85ZM97 199V198H96ZM88 200V199H87ZM86 200V201H87ZM56 201V200H55ZM71 201V200H70ZM77 201V200H76ZM93 201V200H92ZM72 202V201H71ZM70 202V204H71ZM82 201H80L79 203H81ZM78 203V204H79ZM136 203V202H135ZM77 204V203H75ZM77 204V205H78ZM82 204V203H81ZM92 204V203H91ZM70 205H66L64 206V204L62 205V203L59 204V202H52L50 203V201H48L46 207L43 209V214H45L47 211L50 215V210H55L56 213L58 212V215L59 213H62L64 214V219L65 220H68V218H73L74 219V223L72 222V227L73 224H77L79 222L80 219L77 218L74 216L76 215V209L80 206H77L76 208V205H74L76 209H74V213L73 216L71 214V212L68 211L67 207H69ZM87 206V205H86ZM93 206V205H92ZM72 207V205H71ZM90 207V206H89ZM86 208V207H85ZM89 209V208H88ZM53 210V211H54ZM84 210V208H83ZM82 210V212H83ZM50 211V212H49ZM111 212H112V217H111ZM85 213V212H84ZM83 213V214H84ZM87 213H88V210H87ZM86 213V214H87ZM55 214V213H54ZM52 214L51 216L53 217ZM60 214L59 216L61 217ZM82 215V214H81ZM58 216V217H59ZM85 216H88V215H85ZM46 217H48L46 215ZM50 217V216H49ZM45 218V217H44ZM67 218V219H66ZM46 219V218H45ZM52 220V219H50ZM59 220V221H57ZM57 220H53L54 222H60V220H63V219H60V218H57ZM87 220V217L86 219ZM84 220V221H85ZM9 221V222H7ZM45 221V220H43ZM48 223H50L49 219H47ZM70 221V220H69ZM83 221V222H84ZM53 222V223H54ZM67 222V221H66ZM82 221H80L81 223ZM82 222V223H83ZM88 222V223H89ZM46 223V222H45ZM53 223H50V226H47L46 228L43 227V229H45V231L42 229L41 231H44L45 234H47L49 236V234H54V233H58V236H59V233L62 232V231H59L58 229V224H54V225H51ZM64 223V222H63ZM79 223V224H80ZM81 223V224H82ZM87 222L86 223H83V224H88ZM62 224V223H61ZM77 224V228L80 229L81 226L83 225H79ZM46 225V224H44ZM40 226V225H39ZM57 226V227H56ZM80 226V228H79ZM84 226V225H83ZM2 228H5L3 226H1ZM66 227V226H65ZM65 227H63V229H65ZM74 227V229L76 228ZM86 227V226H85ZM127 227V226H126ZM139 227V226H138ZM158 227V226H157ZM67 228V227H66ZM84 228V227H82ZM88 228V229H89ZM140 228V227H139ZM57 229V230H56ZM62 229V228H61ZM74 229H71L69 228V230L72 232V230ZM76 229V233L77 231L81 232V229L78 230ZM86 229V228H85ZM135 229V227H134ZM151 229V228H150ZM149 229V230H150ZM154 229V228H153ZM158 229V228H157ZM4 230V229H3ZM3 230L0 232V238L1 237H5L7 235H5V233L3 232ZM8 230V229H7ZM10 230V229H9ZM87 230V229H86ZM139 230V229H138ZM165 230V229H164ZM238 230V229H237ZM6 231V229H5ZM11 231V230H10ZM58 231V232H57ZM69 231V232H70ZM43 232V233H44ZM85 232V230H84ZM84 232H82L84 234ZM126 232V231H125ZM63 233H65V231H63ZM68 233V232H67ZM73 233V232H72ZM75 233V235H76ZM129 233V232H128ZM146 233V232H145ZM226 233V232H225ZM8 234V232H7ZM44 234V235H45ZM74 234V233H73ZM79 234V233H78ZM83 234H79L81 236V238H83L84 240V237H82ZM5 235V236H4ZM11 235V234H10ZM9 235V236H10ZM46 235V237L48 238V236ZM55 235V234H54ZM57 235V234H56ZM68 235H71V234H68ZM78 235V236H79ZM125 235V234H124ZM227 235V234H226ZM51 236V235H50ZM62 236V235H60ZM64 236V235H63ZM67 236V235H66ZM79 236V237H80ZM126 236V235H125ZM205 236H207L205 234ZM224 236V237H223ZM39 237V236H38ZM71 237V236H70ZM78 237V238H79ZM8 240L7 242H9V239L11 238H8L6 237ZM33 238V236H32ZM30 238V239H32ZM43 238V237H41ZM61 238V237H60ZM60 238H59V242H60ZM64 239L63 240H66L65 237H63ZM69 238V236H68ZM75 238V237H74ZM74 238L72 240V237H71V240L69 241V239L67 240L68 242H72L74 241ZM79 238V239H81ZM37 239V237H36ZM44 239V238H43ZM57 239V238H56ZM89 239V238H88ZM88 239H85V240H88ZM208 239L210 240L211 244L214 245V246H217L220 250H221V256H219L218 260H217V263L216 264H224V262L226 260H228L232 254H234L236 256V264H241L240 262V254L243 250V252H246L244 251V248H245V244L242 242L241 243V246H239L240 249L237 248V251L235 252V248H234V242L230 244L229 247H226V251L225 253H223L222 251V243L225 242L226 240V236L222 233V234H218L216 233L215 229L213 228H209V234H208ZM2 240V239H1ZM4 240V239H3ZM35 240V238H34ZM45 240V239H44ZM53 240V239H52ZM82 241V242H85ZM170 240V239H169ZM205 240V239H203ZM6 241V240H5ZM11 241V240H10ZM32 244H33V249L36 250V249H39V244L41 245V243L43 242H39L40 240H36L35 242H33V239L31 240ZM79 241V240H78ZM77 240H75L74 242L77 244L78 243ZM89 241H92L93 240H90ZM96 242H99L100 241V238L94 240ZM4 242V241H3ZM2 242V243H3ZM59 242H56V243H59ZM81 242V243H82ZM88 241H86L87 243ZM5 243V242H4ZM3 243V244H4ZM30 243V242H29ZM54 243V242H53ZM73 243V244H75ZM138 243V242H137ZM183 243V242H182ZM7 244V243H6ZM31 244V245H32ZM89 244H92L89 242ZM239 244V243H238ZM67 245V244H66ZM87 245V244H86ZM106 245V244H105ZM115 245H119L121 246V249H119L118 251L115 249ZM236 245V244H235ZM2 246V245H1ZM5 246V244L3 245ZM2 246V248H3ZM7 246V245H6ZM13 246V245H11ZM43 246V245H41ZM75 246V245H74ZM79 246H81L80 244V241H79ZM85 246V245H84ZM91 246V245H90ZM90 246L88 248H90ZM210 246V245H209ZM238 246V245H237ZM236 246V247H237ZM8 247H9V244H8ZM66 247V246H65ZM77 247V245H76ZM92 247V246H91ZM135 247V248H134ZM160 247V246H159ZM0 248V249H2ZM4 248H7V247H4ZM81 248V247H80ZM79 248V249H80ZM87 248V246H86ZM84 247V249H86ZM212 248V247H211ZM247 248V247H246ZM245 248V249H246ZM53 249V248H52ZM51 249V250H52ZM83 249V251H84ZM137 249V248H136ZM54 250V249H53ZM52 250V251H53ZM59 250V249H58ZM82 250V248H81ZM90 250V249H89ZM105 250V249H104ZM111 250V249H110ZM143 250V249H142ZM224 250V248H223ZM65 251V250H64ZM120 251V252H119ZM138 251V250H137ZM259 251V250H258ZM60 252V250H59ZM81 252V251H80ZM86 252V251H85ZM92 252V251H91ZM101 252V251H100ZM104 252V251H103ZM136 252V251H134ZM156 250H153L151 248L147 249V258L149 259V261L151 260L152 261V264H155V257L157 255V253L155 254ZM158 252V250H157ZM248 252V251H247ZM246 252V253H247ZM261 252V251H260ZM83 253V252H82ZM53 254V253H52ZM77 254V253H76ZM80 254V253H79ZM86 254V253H85ZM94 254V253H93ZM102 254V253H100ZM139 254V253H138ZM49 256V255H48ZM87 256V255H86ZM100 255H98L97 257H95L93 255L92 257V264H95V261L99 258ZM258 256V255H257ZM54 257V256H53ZM51 257V258H53ZM245 257V256H244ZM6 258V256L3 257V259L1 258L0 262H2L4 259ZM47 258V257H46ZM79 258V257H78ZM137 259V256L135 257ZM260 259V257H258ZM49 259V258H48ZM77 260V258H75ZM91 259V258H90ZM135 259V260H136ZM139 259V258H138ZM244 259V258H243ZM54 260V259H53ZM6 261V260H5ZM84 261V260H83ZM102 261V259H101ZM150 261V262H151ZM51 262V260H50ZM78 263V261H75V263ZM134 262V261H133ZM4 263V261H3ZM55 263V262H54ZM74 263V264H75ZM76 263V264H77ZM91 263V262H90ZM57 264V263H56ZM146 264V263H145ZM235 264V263H233Z\"/></svg>","mask_w":264,"mask_h":264},{"label":"water","instance_id":"3","mask_svg":"<svg viewBox=\"0 0 264 264\" xmlns=\"http://www.w3.org/2000/svg\"><path fill=\"white\" fill-rule=\"evenodd\" d=\"M249 63L250 65L244 68V77H249V80H262L264 78V54L256 52L250 58ZM233 263L236 264V256L234 254L224 262V264Z\"/></svg>","mask_w":264,"mask_h":264}]
</instances>
